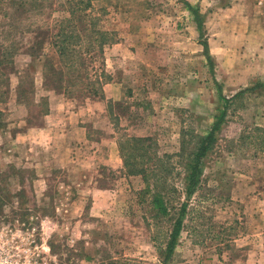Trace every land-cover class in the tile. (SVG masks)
<instances>
[{"label": "rangeland", "instance_id": "374dc122", "mask_svg": "<svg viewBox=\"0 0 264 264\" xmlns=\"http://www.w3.org/2000/svg\"><path fill=\"white\" fill-rule=\"evenodd\" d=\"M57 2L0 0V264H163L182 202L165 264H264V86L237 94L264 82V0H91L62 59ZM132 138H147V182L123 166Z\"/></svg>", "mask_w": 264, "mask_h": 264}, {"label": "trees", "instance_id": "16d2710c", "mask_svg": "<svg viewBox=\"0 0 264 264\" xmlns=\"http://www.w3.org/2000/svg\"><path fill=\"white\" fill-rule=\"evenodd\" d=\"M51 1H58L57 3H55L56 9H54V11H58L62 14L67 13L66 14L67 16L66 17L61 16L58 20L55 21L57 30L51 36L50 45H52V47H55L56 54L59 56V58L61 59L63 57L69 58L70 50L71 49L72 51L74 50L73 47L76 46L82 47L81 43L83 42L81 39L83 38V36L80 33L81 31L86 30V28L88 27V24L85 22L87 17L85 10L87 9V7H89V2L91 0H19V1L13 0V2L16 3L18 7H20L19 9H23V7L26 4H29L32 8L31 11L36 10L38 13H41L48 4H51ZM184 5L191 14V16L193 17V22L195 24V29L198 33V38H199V40H197V44L201 46L202 55L205 58L208 65L210 66L211 59L208 54L206 41L200 39L201 31H202V22L199 19L198 12L196 11L195 8L190 6V4L184 3ZM19 11L22 12L21 10ZM97 35L98 38H101L103 33L97 32ZM260 86L261 87L264 86V82L257 83L254 86L250 87L249 89L242 90L237 94H241L244 91L252 90ZM237 94L233 95V97L236 96ZM217 95H218V99L221 100L223 103L227 102L228 99L221 96V94H217ZM223 117H224V113H220L218 116H216L208 133L205 136L200 137L196 143L194 153L192 154L191 159L187 164L183 177L185 200L190 199V197L194 193V190L196 189V186L199 182V178L202 172L201 171L202 159L205 157L206 152L211 147L214 140L213 134L214 132L219 130V126L223 121ZM130 140L135 144L139 143L138 145H136V148L140 153V154L138 153L139 160L135 162L134 160L129 159L130 157L132 158L135 157V155L137 154L124 156L122 153H120L123 152L124 148H121L119 150V153L121 154V158L123 160V166L125 168L127 167V171L129 173H133L135 175H141V177H143V180L147 182L148 181L147 174L145 173H148L147 171L148 168L144 167L145 162L143 163V159H145V149L147 151V147L143 146V144L140 147V143L145 142L147 138H132ZM146 160L150 161L151 157H147ZM149 174L150 176H153L152 172H149ZM155 191L157 192V189ZM151 197L152 199L150 203H154L155 205H157L156 213H158L159 215L162 214V216H164L166 212L165 201L162 200V198L159 197L157 193L155 194L153 193ZM185 209H186L185 203L184 202L180 203L175 218L171 223V229L168 234V240L166 242L164 254L162 257L163 264L166 263V261L169 259L170 255L172 254L173 247L176 243V239L179 235L182 226V219L185 213Z\"/></svg>", "mask_w": 264, "mask_h": 264}]
</instances>
